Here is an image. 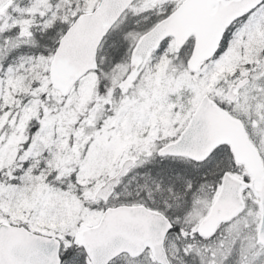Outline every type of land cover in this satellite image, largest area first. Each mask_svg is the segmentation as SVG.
Instances as JSON below:
<instances>
[{"label":"snow or ice","instance_id":"1","mask_svg":"<svg viewBox=\"0 0 264 264\" xmlns=\"http://www.w3.org/2000/svg\"><path fill=\"white\" fill-rule=\"evenodd\" d=\"M0 264H264V0H0Z\"/></svg>","mask_w":264,"mask_h":264}]
</instances>
